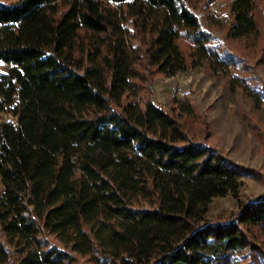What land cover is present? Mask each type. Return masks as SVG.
<instances>
[{
  "label": "trees",
  "instance_id": "1",
  "mask_svg": "<svg viewBox=\"0 0 264 264\" xmlns=\"http://www.w3.org/2000/svg\"><path fill=\"white\" fill-rule=\"evenodd\" d=\"M214 1L0 0V111L15 117L0 123V261L264 264V196L205 217L252 169L207 142L190 102L152 98L156 77L204 66L264 104L201 24ZM226 6L227 36L264 56V0Z\"/></svg>",
  "mask_w": 264,
  "mask_h": 264
},
{
  "label": "rangeland",
  "instance_id": "2",
  "mask_svg": "<svg viewBox=\"0 0 264 264\" xmlns=\"http://www.w3.org/2000/svg\"><path fill=\"white\" fill-rule=\"evenodd\" d=\"M227 2L228 0H215L207 14L198 13L201 24L219 43L246 60L249 68L246 72L239 69V74L256 77L264 83V56L259 47L246 49V38L233 39L226 34L223 24L228 15ZM9 67V64L0 62V76ZM151 88L154 103L165 110L173 108L177 100L190 102L205 119L209 134L207 142L216 146L234 163L252 169L243 173L242 184L236 196L228 193L211 200L206 219L228 217L241 204L264 196V143L257 139L255 132L247 127L245 121V117H248L257 125L264 141V104L256 107L240 90L231 91L226 77L213 76L204 66L156 77ZM6 108L11 110V106ZM7 120L15 121V117L9 111H0V123ZM2 191L0 183V196ZM73 254L78 258L79 264H93L87 256L76 252ZM0 264H20V256L14 253L5 261H0Z\"/></svg>",
  "mask_w": 264,
  "mask_h": 264
}]
</instances>
